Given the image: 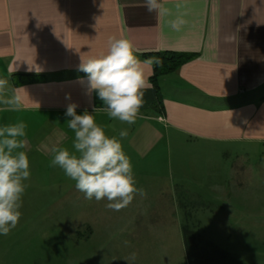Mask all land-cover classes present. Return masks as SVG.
<instances>
[{"label":"crops","instance_id":"0c3cea01","mask_svg":"<svg viewBox=\"0 0 264 264\" xmlns=\"http://www.w3.org/2000/svg\"><path fill=\"white\" fill-rule=\"evenodd\" d=\"M159 2L172 15L149 13L144 0H0V79L9 82L3 98L19 97L18 111L64 113L76 104L77 115L92 114L121 143L132 166L170 153L171 143L264 144V0ZM180 13L187 24L176 32L166 22ZM113 37L129 40L140 61L158 52L191 56L158 78L157 93L144 90L131 126L99 110L103 103L80 71L82 62L107 54ZM143 68L150 82L152 68ZM20 74L43 78L21 82ZM18 111L0 103V113Z\"/></svg>","mask_w":264,"mask_h":264},{"label":"rangeland","instance_id":"374dc122","mask_svg":"<svg viewBox=\"0 0 264 264\" xmlns=\"http://www.w3.org/2000/svg\"><path fill=\"white\" fill-rule=\"evenodd\" d=\"M69 119L65 112L0 113V127L27 125L17 151L27 154L31 172L19 223L0 235V264H187L183 226L200 245L264 264V144L171 143L170 153L132 166L146 197L113 211L50 166L53 147L74 152Z\"/></svg>","mask_w":264,"mask_h":264},{"label":"clouds","instance_id":"9594fccd","mask_svg":"<svg viewBox=\"0 0 264 264\" xmlns=\"http://www.w3.org/2000/svg\"><path fill=\"white\" fill-rule=\"evenodd\" d=\"M149 13L156 12L160 17L172 15L159 0H144ZM177 11L181 5H176ZM186 13L178 14L168 20L166 26L179 32L187 24ZM157 58L140 61L133 52V45L127 39L110 38L107 54L100 58H91L82 62L80 71L87 74L89 91H95L103 107L99 110L129 126L135 124L140 109L144 106V90L152 87L146 78L143 65L150 68L159 65ZM8 80L0 79V103L9 110H20L19 97L4 99L8 89ZM39 108V105H37ZM76 104L67 106L65 115L67 127L74 133L73 149L53 147L54 154L50 166L59 167L64 174L75 181L78 191L84 198L99 202L106 198L105 205L113 211L127 207L138 195L146 197L142 188H137L130 158L124 153L121 143L109 138L104 129L95 122L92 114L85 111L76 114ZM97 109L94 108L93 112ZM27 125L19 122L0 127V235L7 236L19 223L22 213V197L30 179V164L23 149L26 140ZM127 130H121V139L127 136ZM78 153V155H77ZM132 253L129 259L135 260Z\"/></svg>","mask_w":264,"mask_h":264},{"label":"trees","instance_id":"16d2710c","mask_svg":"<svg viewBox=\"0 0 264 264\" xmlns=\"http://www.w3.org/2000/svg\"><path fill=\"white\" fill-rule=\"evenodd\" d=\"M151 58H157L161 62L159 65H153L150 83L155 93L158 92V78L172 72L189 59L190 55L175 52H158L150 55ZM21 82L31 79L33 82L40 81L43 77L39 74H20ZM157 99V104L159 105ZM182 242L185 251L187 264H241L236 258L228 253L213 246L200 245L194 234L186 227L181 228Z\"/></svg>","mask_w":264,"mask_h":264}]
</instances>
